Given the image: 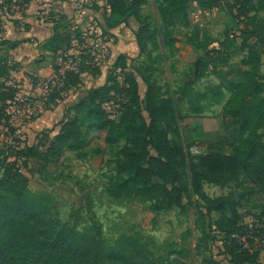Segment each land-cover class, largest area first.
Segmentation results:
<instances>
[{"label":"trees","instance_id":"obj_1","mask_svg":"<svg viewBox=\"0 0 264 264\" xmlns=\"http://www.w3.org/2000/svg\"><path fill=\"white\" fill-rule=\"evenodd\" d=\"M4 1L11 4V0ZM166 2H169L168 9ZM166 2L161 3L160 12L163 23L172 27L190 19V8L194 2L203 11L228 9L231 12L235 25H231L227 41L222 43L221 49H217L218 53H214V48L207 49L203 71L209 70V65H213L212 72L222 75L224 68L219 61L225 64L229 59L225 43L238 38L230 39V32H241V38L248 23L253 27L256 43L264 47V28L258 27L255 17H252L254 11L264 13V0ZM108 3L111 7V19H117L111 27L123 24L127 19H141L143 0H108ZM240 25L243 28H239ZM195 27L202 30L199 25ZM2 32L0 19V46L7 50L15 49L18 43L5 41ZM72 36L62 37V34L56 33L49 43L52 46L50 51L55 55L63 52L70 46ZM174 42L176 41L171 43ZM257 54V51L251 50L248 61L243 62L251 68L248 71L250 73L246 72L247 79L254 77V72L258 73L260 58ZM7 59H0L2 125H8L6 109L17 93L7 83L10 81V70L18 67H9ZM124 59L128 57L120 55L115 65V69L121 68L122 73L126 71ZM57 70L58 68L56 72ZM84 71L82 69L80 74L69 76L70 83L66 86L68 92L79 89ZM139 76L146 85L144 93L139 82L126 73L123 89L127 100L117 119H110L103 107L114 98V85L109 82L105 87L92 88L73 104L49 148L45 149L43 139L37 137V142L31 146L19 145L18 150L12 149L11 156L15 157L12 162H9L6 150L2 149L6 168L0 178V264H154L144 253L140 254L143 259H139L132 252L122 250V246L107 248L93 235L62 225L54 218L51 204L46 198L31 195L28 177L24 172L20 173V169H28L35 158L49 161L61 158L65 152H73L83 158L87 154V135L94 131H106L105 141L108 145L125 141V146L120 151L121 158L116 165V177L111 180L107 190L113 199L136 196L142 201L152 202L156 211L174 208L183 211L186 210L185 200L192 193L200 192L205 181L227 184L239 181L241 177L249 182L254 194L264 196L262 84L251 80L250 85H241L228 104L227 113L232 120V129L239 139L233 145L232 152L204 153L196 164L190 159L186 147L176 139L178 130L175 127L180 111L174 97L181 95L192 114H202L205 110L202 104L205 94L195 92L192 95L181 89L173 93L174 97H165L152 69L145 68ZM2 78L4 81L1 82ZM64 98L61 93L52 94L45 102V111L49 112L57 104V100ZM185 179L189 185L185 184ZM212 205L221 210L225 204L218 199L212 201ZM222 231L220 254L230 264H260L261 249L255 247V240H264L263 230L255 231L249 225L241 223L236 215ZM125 249L128 250L126 247Z\"/></svg>","mask_w":264,"mask_h":264},{"label":"rangeland","instance_id":"obj_2","mask_svg":"<svg viewBox=\"0 0 264 264\" xmlns=\"http://www.w3.org/2000/svg\"><path fill=\"white\" fill-rule=\"evenodd\" d=\"M163 1L166 2L143 0L139 21L127 19L120 37L102 36L104 42L113 41L116 47L120 46V53L127 51L128 59H124L126 71L121 75H116L109 68L110 47L99 59L95 47L91 46L98 40L95 26L75 31L73 35L78 41L75 42L77 52L74 53L82 57L83 68L88 73L83 76L85 83L78 91L82 92L92 81L89 76L96 77L101 73V67H105L108 68L106 85L109 82L114 85L113 101L121 107L117 109L118 116L127 100L123 89L126 73L139 82L142 93L146 85L139 73L145 68L152 69L165 97H174L173 93L181 89L192 95L204 93L202 104L205 110L202 114H192L181 95L174 97L180 111L175 127L178 130L176 139L186 147L190 159L198 164L202 155L191 152L194 146L201 147L207 154H226L232 152L236 141L239 142L227 113L228 104L235 91L241 85H250L251 80L262 84L264 89V47L256 43L253 27L248 23L241 38L239 32L235 41L225 43L229 59L225 64L219 61L224 68L222 75L203 71L207 49L214 48V53H218L217 49L227 41L231 25H235L231 12L221 9L203 14L200 17L202 30H199L193 20L198 11L195 12L196 8L191 6L190 19L172 27L163 23L160 12ZM166 8H169V2H166ZM252 17H255L258 27L264 28V13L254 11ZM116 21L111 19L110 25ZM172 41L176 42L172 44ZM251 50L257 51L260 63L258 73L254 72V77L247 79L246 72L250 73L251 68L243 62L248 61ZM0 59H7L1 47ZM197 61L200 62V70H197ZM70 95L69 92L65 99ZM31 99L37 105L43 102L40 94H31ZM2 126L0 124V178L6 168L2 149L7 146ZM106 133L94 131L87 135V154L83 158L73 152H65L61 158L49 161L35 158L24 170L31 195L46 198L54 218L62 225L93 235L107 248L122 246V250L132 252L139 259H143L140 254L144 253L154 264H230L220 254L222 230L229 222L237 215L241 223L253 225L255 231L263 229L264 196L254 194L243 177L227 184L205 181L200 192L192 193L185 200L186 210L183 211L178 208L156 211L152 202L142 201L136 196L111 198L107 190L116 177V165L125 141L108 145ZM37 137L43 139L45 149L50 147L48 137L51 136L45 130L36 133L33 129H24V133L14 138L17 145L25 147L37 142ZM184 182L189 185L186 179ZM218 199L225 204L221 210L212 205V201ZM255 244L261 249L260 264H264V240L256 238Z\"/></svg>","mask_w":264,"mask_h":264},{"label":"crops","instance_id":"obj_3","mask_svg":"<svg viewBox=\"0 0 264 264\" xmlns=\"http://www.w3.org/2000/svg\"><path fill=\"white\" fill-rule=\"evenodd\" d=\"M20 1H23L26 5L23 13L14 12L11 8H8L9 4L6 1L0 0L2 38L10 43H18L15 49L7 50L4 46L0 47L7 55L9 67H18L15 70H10V81L7 84L17 83L20 88L32 92L33 95L40 94V90L32 88L28 80H46L55 74L59 66V55L62 51L55 55L50 51L52 46H49L56 33L66 37L73 35L78 29L95 26V33L98 36L109 34L120 37L121 30L126 27L125 23L111 27L109 21L112 15L108 0H88L86 4L81 6L79 4L81 0ZM253 1L257 2L258 0ZM108 43L112 50L111 58H109V68L114 70L119 56H127V51H121L120 53V46L117 45L116 47L113 41ZM75 44L72 40L70 46L65 48L64 51L75 54L74 52H77ZM196 66L197 70H200L199 61H197ZM106 70L108 68L101 67V73L99 72L96 77L89 76L88 78L92 81L89 85H85L82 92H79L85 83L83 76L88 75L84 71L81 75L82 87L79 91L70 92L69 99L57 100V104L53 105L49 112L45 111L37 121H33L28 130L33 129L36 133L45 130V133L51 136V138L48 137L49 142H51L59 134L62 122L73 104L84 97L86 91L106 85L108 77ZM2 81H4V78L1 79ZM31 145L28 144V146Z\"/></svg>","mask_w":264,"mask_h":264},{"label":"built area","instance_id":"obj_4","mask_svg":"<svg viewBox=\"0 0 264 264\" xmlns=\"http://www.w3.org/2000/svg\"><path fill=\"white\" fill-rule=\"evenodd\" d=\"M87 1L88 0H81L79 2L80 6L86 4ZM8 6V8H11L16 13H23L26 7L25 3L20 0H11V4ZM192 6L196 8L195 12L198 11V14L196 15L195 19L193 18V20L195 24L199 25L201 28L202 23L200 21V17L203 14H208L211 12L203 11L196 2H194ZM195 12H193L194 15L196 14ZM238 35L239 32L237 30H232L230 32L229 38L234 39L238 37ZM76 37L74 35L72 36L74 43L78 41V38ZM91 46L93 48L95 47L97 57L99 59H102L109 49L108 43L104 42L102 36H98V40L91 43ZM83 65L82 57L76 56V54L70 53L69 51H63L59 55L58 70L52 77L43 81L29 79V85L32 86V88H38L40 90V95H42L44 102L40 103L41 105L34 104L31 99L32 92L20 88L17 83L11 85L17 90V93L15 94V97L9 101L6 109V115L9 117L8 125H3V128L1 129L3 130L4 135H6V140L4 139V142L7 144V146L4 148V150L7 152L6 155L9 157V162L15 161V157L11 156L12 149H19V145L16 144L14 137L24 133V129L28 130L31 123H33L34 120H36L45 112V107L42 106V104H45L52 94L61 93L62 96L65 97L69 92L73 91L71 90L68 92L66 88V86L70 83L69 76L71 74H80L81 70L84 69ZM213 69V65H209V70L213 71ZM114 72L116 75L122 74L121 68L114 69ZM20 90L22 93H20ZM103 107L110 119L115 120L118 118L117 109H120L121 107L117 102L111 100L105 103ZM191 152L195 155L204 154L203 149L199 146H194L191 149ZM23 172L24 169L22 167L20 169V173ZM249 226L250 228H253V225ZM261 230L264 232V227Z\"/></svg>","mask_w":264,"mask_h":264}]
</instances>
